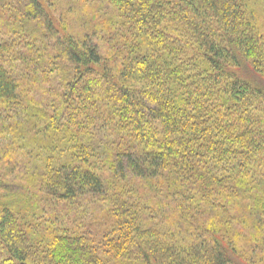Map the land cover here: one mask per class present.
<instances>
[{"label":"trees","instance_id":"trees-1","mask_svg":"<svg viewBox=\"0 0 264 264\" xmlns=\"http://www.w3.org/2000/svg\"><path fill=\"white\" fill-rule=\"evenodd\" d=\"M96 1L79 29L2 1L0 264H264V0ZM33 190L107 229L31 240L10 203Z\"/></svg>","mask_w":264,"mask_h":264},{"label":"rangeland","instance_id":"rangeland-1","mask_svg":"<svg viewBox=\"0 0 264 264\" xmlns=\"http://www.w3.org/2000/svg\"><path fill=\"white\" fill-rule=\"evenodd\" d=\"M2 1L4 0H0V43L6 41L10 36L5 24L7 17L4 10H7V7L3 6L8 5V2L2 4ZM42 1L57 11L58 17L67 22L73 29H79L89 22L97 24L100 19H104L100 23L106 24V18L114 12L103 1L97 2L95 0L93 4L86 0ZM105 12L108 14L106 18L104 17ZM31 26L33 30L38 27L34 23H31ZM14 70L18 74L22 72L19 67ZM49 87L50 84H41L40 80H36L34 85L27 84L24 90L28 93L25 94V97L44 102L47 99L45 91L50 89ZM10 127L5 122L2 108H0V177L3 173V160L12 150L9 143L11 136L8 132ZM27 153L30 154L28 149L21 152L25 156H33L34 154L28 155ZM6 202H10V199L6 198ZM10 204H12V211L20 218L21 225L30 230H28L29 236L33 241L39 240L41 242L44 239H53L54 236L61 233H80L93 237L102 234L107 229L104 203H100L97 199L91 202V200L83 198L73 204L64 205L58 204L54 199L33 190L30 194L22 192L13 197Z\"/></svg>","mask_w":264,"mask_h":264}]
</instances>
